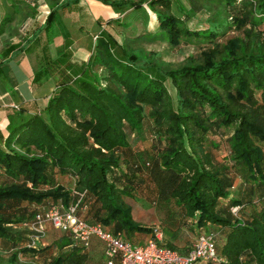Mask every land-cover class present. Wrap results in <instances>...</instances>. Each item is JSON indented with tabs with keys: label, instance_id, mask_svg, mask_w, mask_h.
I'll use <instances>...</instances> for the list:
<instances>
[{
	"label": "trees",
	"instance_id": "obj_1",
	"mask_svg": "<svg viewBox=\"0 0 264 264\" xmlns=\"http://www.w3.org/2000/svg\"><path fill=\"white\" fill-rule=\"evenodd\" d=\"M100 1L134 15L105 22L121 30L103 25L79 64L69 62L65 48L48 57L34 75L35 82L54 77L46 103L28 112L21 102L7 113V133L0 136V240L11 252L6 262L0 253V264H19L22 250L48 251L46 264H89L86 247L68 229L56 228L50 244L27 246L29 224L54 203L78 201V217L132 243L135 233L154 234L160 227L137 222L126 201L146 194L155 203L174 201L199 226L228 228L221 260L198 264H264V0ZM205 11L206 25H192ZM148 13L153 30L126 32L138 14ZM233 28L241 34L219 43ZM143 40L209 45L172 66L138 45ZM146 107L153 133L140 145ZM221 131L229 132L228 153L218 159L210 133ZM65 178L71 179L66 186ZM236 179L238 192L228 197Z\"/></svg>",
	"mask_w": 264,
	"mask_h": 264
},
{
	"label": "crops",
	"instance_id": "obj_2",
	"mask_svg": "<svg viewBox=\"0 0 264 264\" xmlns=\"http://www.w3.org/2000/svg\"><path fill=\"white\" fill-rule=\"evenodd\" d=\"M43 1L47 15L53 6L58 7L55 15L49 17V24L46 26L47 15L41 13L37 16L31 0H0V26L3 24L0 33V136L7 133V113L14 110L19 103H24L28 112L46 103L54 87V77L47 74L35 82L34 75L47 58L56 57L65 48L71 52L69 62L79 64L88 58L93 37L101 27L105 25L106 28H112V24L114 25V22L105 23L109 20L107 17L114 18L118 14L111 5L100 0H77L68 6L61 4L67 0ZM31 10L33 13H30ZM6 17L10 20L4 22ZM16 29L22 32V37L18 39L13 37ZM12 43L15 46L9 51L6 50ZM236 191L232 186L228 197L233 196ZM151 196L146 194L126 198L137 222L160 227V231L154 234L135 233L133 243H143L153 236L159 243L186 252L201 231L212 230L215 232L217 252L220 253L227 227L214 223L199 226L195 216L187 215L184 208L174 201L166 202L162 199L155 203ZM226 199L222 198L221 202L226 203L222 201ZM86 251L89 264H106L104 243L97 236L92 235L89 238Z\"/></svg>",
	"mask_w": 264,
	"mask_h": 264
},
{
	"label": "built area",
	"instance_id": "obj_3",
	"mask_svg": "<svg viewBox=\"0 0 264 264\" xmlns=\"http://www.w3.org/2000/svg\"><path fill=\"white\" fill-rule=\"evenodd\" d=\"M77 204L78 201L68 205L54 203L37 213L28 226L32 232L27 246L36 247L46 235L47 225L51 224L55 228L68 229L83 247L88 246L92 235L100 238L104 243L107 264H114L116 258L120 260V264H198L216 262L222 258L216 249L214 232L199 234L186 252L165 246L155 237L148 238L144 243L134 244L124 240L120 232L113 233L104 229L100 222H89L78 217L75 213ZM238 207L231 206L232 213L236 214Z\"/></svg>",
	"mask_w": 264,
	"mask_h": 264
},
{
	"label": "rangeland",
	"instance_id": "obj_4",
	"mask_svg": "<svg viewBox=\"0 0 264 264\" xmlns=\"http://www.w3.org/2000/svg\"><path fill=\"white\" fill-rule=\"evenodd\" d=\"M32 3L34 4V8H36V14L37 16L41 13H45V5H43V0H31ZM90 1V0H88ZM146 6V5H144ZM133 10H129L126 12V14H117L116 16H120L122 20H128L129 16L133 14ZM30 13H33V10L30 11ZM134 15V14H133ZM209 13L208 12H198L196 15L193 16L191 19L192 25H197V26H203L206 25V20L208 17ZM113 18L112 16L107 17V19ZM119 18V19H120ZM27 21V20H26ZM134 27L127 28L126 32L128 34L132 33H138V32H144V31H151L155 28L156 26V21L153 20V18L150 16L148 13L146 16L142 17L140 14H138L137 18H135L134 22ZM113 29H119L121 30V26L112 24ZM15 31V30H14ZM16 34L13 35L14 39H18L19 37H22V32L18 31L16 29ZM241 34V29L233 28L229 29L226 31L224 36L218 37V42H224L228 40L229 38L235 37L237 35ZM138 45H142L146 51L149 53L155 52L157 54V57L162 59L163 61H166L167 63H170L172 66H178L185 62V60L190 57H197L199 56L200 52L205 49L209 43L205 42L202 44H196L193 42H181L178 45L171 46L165 41H139ZM99 69V68H98ZM168 87L170 89L171 95H174V89L172 86L168 83ZM148 112V107H146V117H145V124H144V130L142 132V136L139 138L141 139L138 144L142 145V141L151 138L153 130H152V121L150 117L147 115ZM222 132V131H221ZM229 135V132H222V133H210V137L213 138V140L217 143V147H213V152L217 155L216 157L218 159H223V157L228 153V142H227V136ZM240 180L238 179L235 183V188L237 189L236 193L238 192V186L236 185L237 183L239 184ZM64 183V185H68L69 182H71L70 178H65L62 179L61 181ZM235 195V194H234ZM233 195V196H234ZM224 202H228L227 200H222ZM59 231L56 229L54 226L51 224L47 225V231L46 235L38 242L39 247L45 246L47 244H50L53 238H55L58 235ZM11 248L7 247L4 245V243L0 240V253L4 258V262L7 261L8 256L10 255ZM33 252L31 251H20L19 252V264H46L48 263V251H44V253L40 254H32ZM105 258V256H104ZM93 264V263H92ZM105 264V263H103Z\"/></svg>",
	"mask_w": 264,
	"mask_h": 264
}]
</instances>
